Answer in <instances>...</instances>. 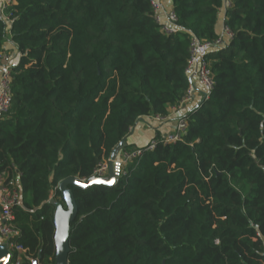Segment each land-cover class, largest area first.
<instances>
[{"label":"trees","instance_id":"trees-1","mask_svg":"<svg viewBox=\"0 0 264 264\" xmlns=\"http://www.w3.org/2000/svg\"><path fill=\"white\" fill-rule=\"evenodd\" d=\"M170 1L178 26L217 38L223 0ZM8 12L0 51L10 36L19 60L0 169L19 175L16 242L53 264L59 183L90 180L137 121L185 96L189 34L165 36L151 0H15ZM224 12L232 37L206 56L213 89L181 140L158 133L111 185L66 186L68 264H264V0Z\"/></svg>","mask_w":264,"mask_h":264},{"label":"built area","instance_id":"built-area-1","mask_svg":"<svg viewBox=\"0 0 264 264\" xmlns=\"http://www.w3.org/2000/svg\"><path fill=\"white\" fill-rule=\"evenodd\" d=\"M15 4V0H1L0 2V17L3 18L8 27L11 24L8 9ZM230 6V0H223V9ZM151 10L154 22L159 26L160 31L165 36H172L180 32L189 34V58L186 67L187 78L190 83L185 96L175 106L167 108L175 113L186 106H189L197 92L195 81L202 88V100H207L210 92L213 89L212 74L209 69L207 54L213 50L222 48L224 43L232 37L230 30L223 24L218 36L213 41H202L195 37L190 32L184 30L177 25L176 15L173 9L166 11L163 8L162 0H151ZM12 65L6 61L0 72V119L9 111L11 105V85H12ZM165 117H153L157 121L165 120ZM188 121L184 117H179L175 121L174 130L167 134L163 141L165 143H175L183 137L187 130ZM156 141L152 140L147 146V151H152L155 148ZM141 148H132L130 150L121 149L114 158L112 154L103 161L93 171L92 178L102 179L109 176V173L114 169V163L120 164L119 174H125L126 166L135 159L141 157ZM16 176V177H15ZM10 177L9 174L0 169V245L6 246L10 253L9 264H32L35 260L32 255L28 254L27 250L16 242L20 236V230L15 223V210L20 206V187L19 175ZM80 183L85 182L84 179L79 180ZM259 236V234H257ZM264 257V252L262 253Z\"/></svg>","mask_w":264,"mask_h":264},{"label":"crops","instance_id":"crops-1","mask_svg":"<svg viewBox=\"0 0 264 264\" xmlns=\"http://www.w3.org/2000/svg\"><path fill=\"white\" fill-rule=\"evenodd\" d=\"M1 2V0H0ZM163 8L168 11L172 9V4L170 0H162ZM224 9L218 11V22L216 25V30L219 33L224 22ZM19 60V53L17 46L12 42L10 36L4 41L2 49L0 51V72L2 66L6 61H9L12 66L17 65ZM197 92L194 96L193 102L186 106L184 109H181L175 113L171 112V109H168L167 117L163 121H157L153 117H145L137 121L135 126L131 129L130 135L124 140V145H130L132 148H141L149 144L153 138L159 133L162 138L167 134L171 133L175 127V121L179 117H184L194 109L198 108L202 100V88L197 81H195ZM152 133L151 136H148V141L142 142V135L147 133ZM130 138H133L131 140ZM123 145V146H124ZM122 149V148H121ZM120 149V150H121ZM117 151L118 152L120 151ZM109 176L107 177V180ZM106 181V180H105Z\"/></svg>","mask_w":264,"mask_h":264},{"label":"water","instance_id":"water-1","mask_svg":"<svg viewBox=\"0 0 264 264\" xmlns=\"http://www.w3.org/2000/svg\"><path fill=\"white\" fill-rule=\"evenodd\" d=\"M124 145V140L118 144V146L112 152V158L117 154ZM120 164L114 163V169L109 173V179L104 181L101 179L91 178L88 181L80 183L75 179H67L59 183L58 190L61 193L62 199L65 203L66 209H63L60 203H55L54 211V245L55 256L53 264H68L69 253V233L71 224L77 217V205L72 194L66 189L67 185H73L79 188H84L89 182L103 183L111 185L115 179L119 177ZM10 253L6 249V246L0 245V264H9ZM32 264H39V260H35Z\"/></svg>","mask_w":264,"mask_h":264},{"label":"rangeland","instance_id":"rangeland-1","mask_svg":"<svg viewBox=\"0 0 264 264\" xmlns=\"http://www.w3.org/2000/svg\"><path fill=\"white\" fill-rule=\"evenodd\" d=\"M151 135H152V133H149V132H148L147 134H143V135H142V140H141V141H142V142L148 141V136H151ZM130 139L133 140V138H130ZM107 177H108V176H105V177L102 178L101 180H104V181H105V180H107Z\"/></svg>","mask_w":264,"mask_h":264}]
</instances>
